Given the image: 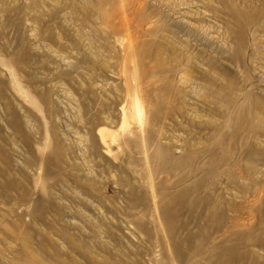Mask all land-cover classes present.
Masks as SVG:
<instances>
[{
  "label": "rangeland",
  "instance_id": "1",
  "mask_svg": "<svg viewBox=\"0 0 264 264\" xmlns=\"http://www.w3.org/2000/svg\"><path fill=\"white\" fill-rule=\"evenodd\" d=\"M0 264H264V0H0Z\"/></svg>",
  "mask_w": 264,
  "mask_h": 264
}]
</instances>
